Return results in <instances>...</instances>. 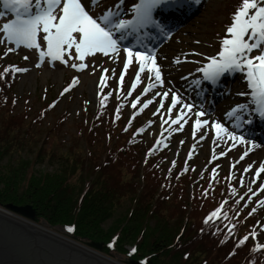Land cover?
I'll use <instances>...</instances> for the list:
<instances>
[{"label":"trees","instance_id":"16d2710c","mask_svg":"<svg viewBox=\"0 0 264 264\" xmlns=\"http://www.w3.org/2000/svg\"><path fill=\"white\" fill-rule=\"evenodd\" d=\"M235 1L232 13L242 3ZM14 69L0 60V205H30L36 220L102 242L104 253H124L134 264H264L253 236L257 216L236 198L227 173L198 177L191 165L169 166L162 146L144 143L133 110L110 106L106 96L95 112L85 104L65 136L67 113L45 122L53 102L34 115L18 107ZM44 163L55 170H37Z\"/></svg>","mask_w":264,"mask_h":264},{"label":"rangeland","instance_id":"374dc122","mask_svg":"<svg viewBox=\"0 0 264 264\" xmlns=\"http://www.w3.org/2000/svg\"><path fill=\"white\" fill-rule=\"evenodd\" d=\"M117 3H121L119 12L122 19H134L135 13L132 11V7L134 3H140V0H122V2L121 0H101L99 7H92V13L99 16L103 10H107ZM194 4L198 6L190 18L171 31V33H178L172 40L175 47H173L170 55L162 54V48L168 40L167 38L157 44V53L154 52L155 56H158L157 61L162 62L165 57L169 61H176L172 62L170 67L176 68L173 73L178 80L184 79V84L179 90L182 89L187 96L193 94V89L188 92L186 82L196 85L197 80L203 75V72L198 71V69L205 67L209 63V58L217 56L222 50L220 42L226 37L227 28L232 23L229 14L233 11L237 1L199 0V3L194 2ZM113 10L115 11V9ZM10 16L11 14L8 12L7 15L0 17V58L2 57L7 61H17L21 69H26L17 75L16 84L13 87V92L18 97V107L34 115L43 107L44 103L56 99L54 109L47 115L45 122L49 125L51 121L67 113L66 120L61 121L62 124L59 128L60 133L65 132V136H67L76 130L75 121L83 115L85 104H88L91 111L95 112L101 93L107 95L111 104L122 100L128 109L131 107L136 109L135 112L138 114L139 120L143 125H146L147 129L143 135L144 143L149 144L156 140L164 144L165 150L163 148L162 152L166 157L167 164L172 166L175 162L186 160L196 166L195 173L198 177L204 171L209 170L218 175L228 172L238 178L236 183L238 196L250 197L253 204L259 205L260 211L264 210V189H260V185L264 184V172H261L259 176L256 174L257 169L264 163V143L244 136L235 126V130L230 132H239L237 135L244 136L247 141V143L239 144L224 134L218 136L212 126L214 122L223 124L222 120H212L213 112L217 115L222 114L224 120L232 126V124L235 125V121L238 125V119L234 120L237 114L238 116L243 115L245 110L250 108L249 94L251 89L247 87L245 73L240 74L231 83L233 85L230 94L219 102V107H210L212 100L204 99L201 101V106L199 102L200 107L192 104L191 112L183 109L184 103L177 104L171 112H168L165 104L172 94H178L177 91L165 90L164 83L161 85L157 82L155 73L150 72L148 67L144 71L140 70V64L135 58L125 69L124 64L127 63V54L123 51L125 46L121 45L119 54L110 53L108 56H104L102 53H95L86 56L83 61L86 67L83 69L74 68L72 64L81 63L75 59L77 54L74 49L70 50L71 55L65 53L63 60H53L48 56L41 57L38 49L28 48L24 45L17 47L14 42L8 41L2 29L3 24L10 21ZM40 35L41 49L46 52L47 46L42 40L43 33ZM9 48H12L13 51L9 52ZM64 60H67V63H64ZM105 69L107 72L104 71ZM151 73H153V79ZM137 75L139 76L138 79ZM101 77L105 78L104 83H101ZM74 78L78 81L75 84H73ZM91 82L96 84V92L94 93L90 89ZM66 83L69 84V90L60 96L59 92ZM134 84L135 87H133ZM150 84H154L155 87L149 88ZM229 85L227 83L226 90ZM146 88H149L147 92H145ZM165 91L169 92L168 97L157 95V93ZM155 92L157 93L155 94ZM243 92L249 94L240 95ZM162 104L163 106H161ZM238 105L246 107L235 115L229 116L228 113ZM200 111H203L205 115L197 117L195 114ZM173 113L180 115L182 124L172 123L175 120V116L171 115ZM204 117L209 119L207 120L209 123L197 126L195 124L196 119L204 121ZM246 118H241L239 123ZM225 127L228 129L227 126ZM245 153L247 154L245 155ZM242 156L243 159H241ZM249 165L251 168L248 167ZM55 167L53 169L52 164L44 163L38 165L37 170L53 172ZM246 168L248 169L247 172L245 171ZM253 192L256 194L253 195ZM0 207L7 209L2 205ZM8 211L10 210L8 209ZM10 212L29 219L36 226L43 227L70 241L88 247L119 264H134V261L128 259L124 253L115 252L110 255L104 253L102 242L87 243L83 238H71L65 235L59 226H49L45 221L38 219L37 221L36 216L34 219H30L17 212ZM120 215H122L121 211L117 213L115 218ZM260 219L264 224V215ZM113 220L105 224L104 228H108L114 222ZM257 232L260 243L264 246L263 226L259 227ZM94 243L96 245L102 244V248L94 246Z\"/></svg>","mask_w":264,"mask_h":264},{"label":"snow or ice","instance_id":"6c2138e0","mask_svg":"<svg viewBox=\"0 0 264 264\" xmlns=\"http://www.w3.org/2000/svg\"><path fill=\"white\" fill-rule=\"evenodd\" d=\"M195 2L199 3V0H195ZM100 3L101 0H0L4 9L11 10L15 14V19L4 23L2 30L8 41L14 42L17 47L24 45L28 48L38 49L41 57L48 56L53 60H63L64 54L69 53L71 55L70 50L74 49L77 54L75 59L81 63L78 65L74 63L72 67L83 69L86 67L83 63L86 56L95 53H102L104 56H108L110 53L119 54L125 33L137 31L139 28L148 25L159 28V22L152 17L154 9L159 6L170 8L184 6L182 0H140V3L133 4L132 11L135 13V17L129 20L119 18L121 3L103 10L99 16L94 15L92 7H99ZM5 14L4 11H0V17L5 16ZM41 33H43L42 40L47 46L46 52L41 49ZM116 33H120L119 37L115 35ZM8 51L11 52L13 49L9 48ZM123 51L127 54L125 69L135 58L140 64L141 71L148 67L150 72L155 73V80L161 85L163 84L155 53L134 51L131 47H125ZM64 63H67V60H64ZM14 70L17 72L26 71V69L21 68ZM104 71L107 72V69ZM198 71L203 72L205 79L213 82L226 72L240 71L245 73L247 87L251 89L250 95L257 104L254 111L258 112L261 118H264V0H242L241 6L233 14L232 23L227 28V35L222 40V50L217 56L210 57L209 63ZM104 79L101 77V83H104ZM77 82L74 78L73 84ZM151 87H155V85L150 84L149 88ZM149 88H146L145 92ZM248 94L246 92L240 93V95ZM157 95L168 97L169 92L165 91L157 93ZM180 102V97L172 94L171 107L167 111L171 112L172 108ZM245 107L238 105L228 115L233 116ZM192 108V104H183V109L191 111ZM195 115L202 117L205 113L200 111ZM180 118L177 116L172 123H177ZM237 119L240 118L237 117ZM208 123L207 120L196 119L195 121L197 126ZM244 123L250 124L252 121L248 119ZM212 126L218 136L224 134L233 141L247 143L244 136L230 132L220 122H214ZM248 167L251 168V165ZM245 171L247 172L248 169L246 168ZM261 172H264V163L257 169V176ZM260 189H264V184L260 185ZM252 194L255 195L256 193L253 192ZM219 211L220 209H217L211 216H216ZM252 211L254 212L255 209ZM249 214L251 215V213ZM72 230V228L68 229V231ZM247 239V236L242 238L240 243L243 244ZM260 247L261 245H256V249ZM131 251L134 253L136 249L133 248Z\"/></svg>","mask_w":264,"mask_h":264},{"label":"water","instance_id":"95a60500","mask_svg":"<svg viewBox=\"0 0 264 264\" xmlns=\"http://www.w3.org/2000/svg\"><path fill=\"white\" fill-rule=\"evenodd\" d=\"M8 209L30 219L36 216L30 205L10 204L7 209L0 207V264H111L113 261L88 247L36 226ZM93 245L102 248V244Z\"/></svg>","mask_w":264,"mask_h":264},{"label":"bare ground","instance_id":"6f19581e","mask_svg":"<svg viewBox=\"0 0 264 264\" xmlns=\"http://www.w3.org/2000/svg\"><path fill=\"white\" fill-rule=\"evenodd\" d=\"M177 33H171L170 34L169 30L166 31L165 34H168L169 36H168V40L164 43V46L162 48V54H164L165 56L166 55H170L173 47H175V44L172 42V40H173L174 36ZM148 42H150V38H149ZM155 57L158 58V56H155ZM172 62H176V61L175 60H173V61L170 60L169 61L166 57H165L164 61H162V62H160V60H158V61L156 60V63L159 65V68H160V71H161V74H162V79H163V83H164V89L167 90V91H170V90H174L175 91L176 90L177 93H178L177 95L180 97V101H181L180 104H182V103H188V104H193L196 107H200L199 106L198 98H196L195 95L186 96L185 93H184V91L182 89L179 90V88L184 84V79L178 80L177 79V76L174 75L173 72L176 71V68L170 67V64ZM171 72H172V75H171ZM150 75H151V78L153 79V73H151ZM186 86L190 87L191 84H188V82H186ZM90 89L92 90L93 93L96 92V84L91 82ZM187 91L189 92L190 89H188ZM156 93L157 92H155V94ZM223 98L224 97L215 98L214 101H213V103L211 104V107H213V106H216V107L218 106L219 107V102ZM170 100H171V97L167 100V102L165 104L166 105V109H168L169 107H171ZM191 111H188V112H191ZM171 115H173V117L175 116L174 119H176L177 116H180L177 113H173ZM211 118H212V120H222L223 121V124L228 127L229 131H234L233 125L230 126L229 123L224 120L222 114L217 115L216 113L213 112L212 115H211ZM204 119L205 120H209L206 117H204ZM212 120H210V121H212ZM182 122L183 121L181 119H179L177 121V123L179 125L182 124ZM237 143H239V142H237ZM239 144H241V143H239ZM91 254L94 255V253H92V252H91ZM111 264H119V263H117L116 261H111Z\"/></svg>","mask_w":264,"mask_h":264}]
</instances>
